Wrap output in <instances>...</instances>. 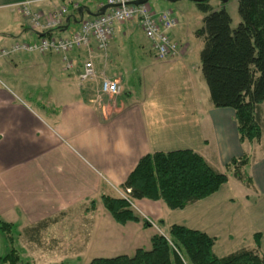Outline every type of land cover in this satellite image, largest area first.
I'll return each instance as SVG.
<instances>
[{
    "label": "crops",
    "instance_id": "1",
    "mask_svg": "<svg viewBox=\"0 0 264 264\" xmlns=\"http://www.w3.org/2000/svg\"><path fill=\"white\" fill-rule=\"evenodd\" d=\"M26 1L33 2V9L44 17L67 8L64 23L52 34L64 38L104 8L94 0H85L77 8L58 0H0V218L18 227L22 256L38 255L26 258L30 264H52L51 257L57 252L68 255L66 244L60 245L62 249H45L40 242L43 236L58 230L68 214L81 209L84 217H91L92 227L84 237L83 251L77 249L74 254L96 259L130 257L139 249L149 250L151 246H139L137 238L152 231L148 236L151 240L158 234L156 223L163 222L162 229L172 226L164 216L166 204L147 199L132 201V207L153 224L144 228L143 223L117 224L101 201L103 195L122 197L121 186L142 158L191 150L222 173L217 163L226 172L233 159L258 153L259 146L240 142L235 112L216 109L210 93L208 98L205 92L200 60L204 40L195 34L203 28L205 15L192 1L176 2L174 7L167 1L156 2L155 11L169 10L178 22L170 35L180 47L179 54L158 60L136 21L118 24L105 53L92 43L96 76L81 81L86 50L70 54L71 69L66 68L62 55L52 53L1 56L3 49L30 44L40 37L17 6ZM210 4L215 9L222 7L219 2ZM139 35L147 39L148 46L139 43L140 55H122L120 40L132 41ZM103 79L117 82L121 93L103 95ZM170 97L174 102L170 103ZM251 177L253 184L249 187L239 183L247 192L264 194V186L260 188L258 179ZM220 191L179 210L183 214L197 213L192 222L188 219L179 226L201 231L215 238L217 244L211 220ZM93 201L95 208L91 207ZM55 218L58 221L38 238L26 236L27 229ZM81 236L76 235V240ZM64 249L67 251L61 253Z\"/></svg>",
    "mask_w": 264,
    "mask_h": 264
},
{
    "label": "trees",
    "instance_id": "2",
    "mask_svg": "<svg viewBox=\"0 0 264 264\" xmlns=\"http://www.w3.org/2000/svg\"><path fill=\"white\" fill-rule=\"evenodd\" d=\"M211 0L195 3L205 15L203 28L195 34L203 38L200 54L202 74L216 109H231L241 143H258L262 138L261 117L264 105V0H238L241 22L232 28V18L222 5L215 9ZM51 30L40 35L51 37ZM251 158L247 155L233 159L226 172L237 181L250 186L247 173ZM229 181L225 173L215 170L201 155L191 150L155 153L142 158L126 182L121 186L129 198L101 197L105 210L121 226L143 223L130 201H162L170 210H184L196 202L218 193ZM95 208V201L91 202ZM57 218L45 220L26 230V236L37 237ZM160 225L164 227L163 222ZM14 225L0 218V233L8 252L0 256V264H21L22 251L17 248ZM263 235L256 233L254 241L261 247ZM216 239L184 226L172 225L168 235L151 238V249H139L133 256L96 258L90 264H264V256L257 249H241L225 257L214 252ZM28 264V263H26Z\"/></svg>",
    "mask_w": 264,
    "mask_h": 264
},
{
    "label": "rangeland",
    "instance_id": "3",
    "mask_svg": "<svg viewBox=\"0 0 264 264\" xmlns=\"http://www.w3.org/2000/svg\"><path fill=\"white\" fill-rule=\"evenodd\" d=\"M164 0H151L149 4L153 9H155V3ZM214 3H218L219 1L212 0ZM186 3H191V1H186ZM220 3V2H219ZM169 7H174V3L167 4ZM225 10L232 18V28L236 29L239 23L241 22L240 16L238 14V0H230L225 6ZM156 10V9H155ZM147 39L142 35H139L138 38L132 41H128L125 39L120 40L122 42L121 45V54L124 56H134L141 54V48L139 47V43H143L144 47L148 46ZM165 73V72H164ZM204 89L206 94L209 98V89L207 88L204 82ZM174 97H170V103L174 102L172 99ZM260 117H261V128H262V138L260 142L253 143L252 147L259 146L257 148V154L248 155L251 158V164L247 168V173L254 178L258 179L260 188L263 187L264 183V159L261 162H257L259 159L264 157V105H261L258 110ZM231 139V136H230ZM263 139V140H262ZM257 144V145H256ZM259 144V145H258ZM251 152L248 148H244ZM237 151V149H236ZM244 150L242 149L241 152ZM248 154V153H246ZM256 164V168L254 164ZM218 170H222V173L228 175L230 179V183L226 185L218 194L219 201L217 203L216 208H214V217L213 222L211 220V228L213 229V233L218 238V242L215 246V254L222 258L232 254L240 249H257L259 254L264 256V194L260 193L259 191L249 190L247 192V188H244L243 185L239 183L232 175L224 171L223 165L217 163ZM262 184V185H261ZM264 188V187H263ZM119 193L122 194V197L117 194L116 198H129L128 194L125 190H120ZM114 198V197H112ZM221 199V200H220ZM229 199H232L229 201ZM89 209V208H88ZM165 212V219L169 225L177 224L182 225L184 224L185 220H190L191 222L197 216V213L192 212H185L183 214L182 211L179 210H170L166 207ZM134 213L139 215V218H143L141 220H145L141 214H139V209H135L132 207ZM82 209L80 212L73 211L72 213L68 214V216L59 224V229L52 234H47L43 236V240L41 239V246L45 249L48 248H58L61 244L68 245V255H62L57 252L54 257H51L52 264H90L93 260V256H80L78 254H74L75 251H83L84 245L86 243V237L90 233V229L92 227L91 217H84L82 214ZM110 219L111 216L108 212H106ZM192 213V214H191ZM218 213V214H217ZM212 219V217H211ZM113 221V220H112ZM188 224H190L187 221ZM151 225H153L151 223ZM169 227L161 228L160 223H156L155 230L158 234L168 235ZM16 238L19 237V229L16 227L14 230ZM261 233L263 235V239L261 241V247L257 248L254 235L256 233ZM152 233V231L144 233L143 238L139 239L140 244L139 246H151L148 236ZM76 235H82L81 239L78 238L76 240ZM136 239V240H137ZM17 242V240H16ZM18 244V245H17ZM17 248H20V244L17 243ZM78 244V245H77ZM19 246V247H18ZM28 251H31L29 245L26 246ZM62 247L64 246H60ZM77 247V248H76ZM8 246L4 241V237L0 233V256L5 255L8 252ZM76 249V250H75ZM150 250V249H149ZM67 250L64 249L61 253L66 252ZM74 251V252H73ZM38 255L33 256H20L21 257V264H26L30 261L26 260V258H36ZM133 256V255H131ZM95 258H113L112 256H99ZM29 259V260H30ZM30 264V263H28Z\"/></svg>",
    "mask_w": 264,
    "mask_h": 264
},
{
    "label": "built area",
    "instance_id": "4",
    "mask_svg": "<svg viewBox=\"0 0 264 264\" xmlns=\"http://www.w3.org/2000/svg\"><path fill=\"white\" fill-rule=\"evenodd\" d=\"M71 3L75 8L85 0H58ZM101 3L102 7L108 6L105 13L95 18H88L81 22L78 30L70 37H43L33 43L16 44L1 51L2 57H10L17 53H52L62 55L67 69L72 68L69 60L71 53L81 50L87 51V58L80 75L81 81H89L96 76L92 63L91 46L94 42L97 50L105 53L114 37L115 27L136 21L146 38L152 43V48L158 60L174 58L179 54L180 47L173 40L170 33L177 26V20L169 10L155 11L148 4L141 6L129 5L132 0H94ZM33 2L18 4L19 10L29 21L32 30L38 34H44L62 26L68 9L63 8L58 12L42 16L32 7ZM101 93L113 97L121 93V87L117 82L103 79ZM130 193V191H127Z\"/></svg>",
    "mask_w": 264,
    "mask_h": 264
},
{
    "label": "water",
    "instance_id": "5",
    "mask_svg": "<svg viewBox=\"0 0 264 264\" xmlns=\"http://www.w3.org/2000/svg\"><path fill=\"white\" fill-rule=\"evenodd\" d=\"M151 0H134L131 1L129 3V5H134V6H141L144 4H148ZM167 1L169 3H176V2H180V1H187V0H164ZM188 1H192L194 3H201L204 2L206 0H188ZM215 1H219L223 6H225L230 0H215ZM110 7L106 6L104 7L101 11H99L97 14H92V17H98L104 14V12Z\"/></svg>",
    "mask_w": 264,
    "mask_h": 264
}]
</instances>
